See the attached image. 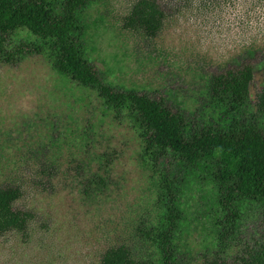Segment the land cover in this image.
Instances as JSON below:
<instances>
[{
  "label": "rangeland",
  "instance_id": "374dc122",
  "mask_svg": "<svg viewBox=\"0 0 264 264\" xmlns=\"http://www.w3.org/2000/svg\"><path fill=\"white\" fill-rule=\"evenodd\" d=\"M137 1L98 0L81 12L88 60L114 87L159 93L203 124L229 123L236 113L211 92V79L264 48V0H176L155 37L124 27ZM10 43L42 41L19 28ZM263 85L264 61L255 88ZM177 164L146 155L127 112L116 114L96 90L59 73L47 49L18 62L0 56V185L20 186L17 206L36 214L27 235H0V264H100L109 248L123 244L138 259H157L139 227L162 224L160 179L172 169L186 177L175 243L186 264L213 259L224 222L214 184ZM263 213L264 204L243 203L222 256L242 254L263 235Z\"/></svg>",
  "mask_w": 264,
  "mask_h": 264
},
{
  "label": "trees",
  "instance_id": "16d2710c",
  "mask_svg": "<svg viewBox=\"0 0 264 264\" xmlns=\"http://www.w3.org/2000/svg\"><path fill=\"white\" fill-rule=\"evenodd\" d=\"M96 1L0 0V56L6 62H18L26 55H40L47 49L59 73L96 90L116 114L127 112L139 128L145 154L152 160L171 164L172 158L177 165L199 172L211 181L224 214L219 247L225 250L238 229L243 203L264 204V85L255 88L256 69L264 61V48L249 50L232 66L214 73L211 92L229 101L236 116L229 123L203 124L172 106L159 93L121 89L107 82L104 73L88 60L84 43L81 12ZM177 3L176 0H138L125 18L124 27L141 29L155 37ZM19 28H27L42 44L9 48L11 36ZM250 105L254 111L247 110ZM172 170L163 173L160 179L158 200L165 207L162 224L139 227L140 233L147 234L155 243L158 258L138 259L123 244L109 248L100 264H186V256L175 243L178 220L182 217L180 195L186 177L183 169ZM22 196L20 186L0 185V235L12 231L27 235L36 214L17 206ZM221 251L204 264H264V233L231 259L222 256Z\"/></svg>",
  "mask_w": 264,
  "mask_h": 264
}]
</instances>
